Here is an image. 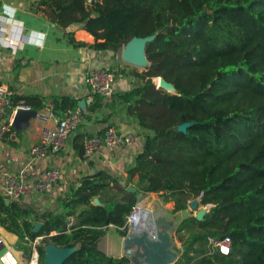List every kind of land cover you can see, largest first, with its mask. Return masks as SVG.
<instances>
[{"label":"trees","instance_id":"1","mask_svg":"<svg viewBox=\"0 0 264 264\" xmlns=\"http://www.w3.org/2000/svg\"><path fill=\"white\" fill-rule=\"evenodd\" d=\"M38 4L75 47L88 44L76 39L73 24L95 37L92 48L114 54L134 37L153 36L143 70L131 65L115 70L117 78H130L131 87L113 98L138 122L143 143L125 182L103 171L82 177L63 199L60 213L6 203L0 193V225L21 239L44 236L37 247L40 264H46L50 243L78 245L61 264H131L127 256L106 254L99 240L110 224L128 235L125 224L138 194L156 192L174 202V212L195 199L209 208L202 220L190 215L180 222L176 236L183 249L174 264H264V0ZM154 77H163L174 91L158 87ZM92 95L91 111L108 102L103 94ZM79 102L63 96L54 109L64 118ZM42 106L33 105L36 110ZM182 124L188 126L180 130ZM76 148L83 154L84 144ZM131 182L136 192L127 190ZM112 184L122 196L95 205L94 198ZM35 221L43 223L37 232ZM225 237L231 239L229 254L213 243Z\"/></svg>","mask_w":264,"mask_h":264},{"label":"crops","instance_id":"2","mask_svg":"<svg viewBox=\"0 0 264 264\" xmlns=\"http://www.w3.org/2000/svg\"><path fill=\"white\" fill-rule=\"evenodd\" d=\"M0 1L2 4L4 2L10 4L18 2V0ZM91 1L87 0V4ZM38 3H36V10H30L31 4L29 7L28 2H25L26 6L16 9L17 20L13 23L20 24L21 22L25 31L34 30L35 38L33 40L36 42L27 43L24 50L16 56H12L8 50L4 51V59L0 61V83L9 85L14 91V97L19 102L28 101L32 104L33 109V105L42 104L43 106L37 110L52 114L48 121L50 125L56 124L63 117L59 111L54 109L57 98L69 96L78 101L85 100L87 105L82 108L80 124L68 138L64 148L48 158L32 159L29 154L30 147L38 142L45 125L44 121L35 116L27 120L23 130L13 133L16 136L11 134L0 138V193L3 195L2 173L6 169L22 172L27 179L32 180L47 168L60 167L63 178L59 185L49 191L16 200L24 208H30L37 212L60 213L63 210V199L80 185L82 177L103 171L125 182L129 176L128 169L134 165L135 157L142 148L143 135L138 122L127 115L122 102L113 96L106 98L107 103L111 101L114 103L112 107L107 106L106 103L94 111L87 108L94 101L92 92L85 81L87 71L91 68L100 67L116 70L130 64L120 61L118 53L114 54L110 51H99L92 48L90 45L95 42V37L83 29L81 24H73L71 29L75 31L77 40L85 41L88 45L75 47L63 36L64 30L58 31L48 25L47 22L50 19L45 15L42 8H39ZM24 57L28 59V63L22 65L20 61ZM130 87L131 80L129 77L117 78L116 93ZM109 126H113L123 133H135L139 137V141L129 146H102L91 160L84 159L83 154H80L76 148L77 145L84 144L86 138ZM10 137L13 143L9 140ZM137 179L138 176H135L133 182ZM130 185L132 186L133 183L131 182ZM121 196V189L112 184L111 188L104 191L100 197L94 198L93 203L100 205L109 199L120 198ZM137 203L149 210L151 214L149 221L151 216L160 210H163L170 217L178 215V212H174V202H166L163 196L156 192L138 194ZM191 215H194L193 211H191ZM72 220L75 222L76 218L73 217ZM36 222L39 221H35L34 224ZM146 223L148 220H143L141 225ZM124 237L118 233L114 224H110L107 227V233L99 240V248L108 255L123 257L125 256ZM0 240L5 243L4 249H0V264H28L32 259L38 258L39 260L38 250L34 252L28 247L25 239L7 231L1 225ZM173 241L175 245V236ZM25 248L30 250L29 255L31 257L29 260L25 256ZM3 254L8 255L7 262L1 259Z\"/></svg>","mask_w":264,"mask_h":264},{"label":"built area","instance_id":"3","mask_svg":"<svg viewBox=\"0 0 264 264\" xmlns=\"http://www.w3.org/2000/svg\"><path fill=\"white\" fill-rule=\"evenodd\" d=\"M5 5L11 7L10 3L2 4V13L0 14V61L4 59V51L8 50L12 56H16L20 51L24 50L25 45L33 40L35 31H25L23 24L13 23L17 20L16 9L13 16L9 17L5 13ZM12 8V7H11ZM11 21V22H9ZM10 23V24H9ZM13 23V24H11ZM44 33V32H42ZM45 34V33H44ZM21 64L28 63L27 58H21ZM85 81L92 93L103 94L106 98H111L117 91V77L115 70L111 68H91L85 75ZM158 85V84H157ZM14 91L5 84L0 83V138L9 136L16 132L13 126V120L18 110H32V106L25 102L14 104ZM52 114L38 111L36 118L45 122L42 128L40 138L37 143L29 149L32 159H45L50 155L60 152L68 140V138L77 130L81 118L82 107L70 110L68 114L59 119L56 124L50 125L48 121ZM139 141V137L132 132L123 133L115 127L109 126L84 141L83 157L91 160L96 152L102 147H121L129 146ZM63 178V172L60 167H50L45 169L35 179H27L22 172H15L6 169L2 173V192L5 200L9 202L19 200L37 193L49 191L59 185ZM149 210L139 203H136L129 215L125 227L128 234L135 231L137 227H141L143 220L149 221ZM70 221V225H72ZM44 236L36 237L34 240L28 236L25 242L34 252L38 249ZM214 245L223 254H229L231 248L230 237H225L221 241H213ZM5 243L0 240V249L3 250ZM1 259L7 262L8 255H2ZM28 264H40L38 258L32 259Z\"/></svg>","mask_w":264,"mask_h":264},{"label":"water","instance_id":"4","mask_svg":"<svg viewBox=\"0 0 264 264\" xmlns=\"http://www.w3.org/2000/svg\"><path fill=\"white\" fill-rule=\"evenodd\" d=\"M48 25L54 27L58 31H63V28L54 24L49 20ZM153 39V36L147 37H134L131 39L123 52V58L126 62L133 63L135 65L149 64V60L146 54V45ZM157 78H161V81ZM153 80H157L158 87L172 92L174 86L166 81L163 77H154ZM80 107L85 108L87 103L85 100L79 102ZM38 110H18L14 120L13 126L16 132L23 130L27 120L30 117L36 116ZM188 125L182 124L179 126L180 130H184ZM16 136V134H13ZM129 192H136L137 187L128 186ZM9 203L8 200H5ZM191 211H196L195 216L198 220H202L206 213L209 211L208 206L200 207L197 199L193 200L189 207L182 210L183 218H187L191 215ZM148 215H151L148 212ZM42 222H36L33 228L34 232H37ZM180 226L178 215L168 216L163 210L156 212L151 216V220L145 225L137 227L135 231L126 235L123 240V248L125 256L129 257L132 264H174L179 258L177 250H175L174 236ZM78 248L77 245L73 247H62L55 243H50L46 246V264H61L64 260L72 254ZM27 260L30 259V255H25Z\"/></svg>","mask_w":264,"mask_h":264},{"label":"rangeland","instance_id":"5","mask_svg":"<svg viewBox=\"0 0 264 264\" xmlns=\"http://www.w3.org/2000/svg\"><path fill=\"white\" fill-rule=\"evenodd\" d=\"M39 2V0H18V2H12L10 5H11V7L12 8H14V9H18L19 7H23V6H26V4H25V2H28L29 3V7H30V4H31V8H30V10H36L37 8V6H36V3H38ZM23 2V4H21ZM33 6V7H32ZM33 8V9H32ZM126 45L127 44H125L121 49H120V51L118 52V57H119V60L120 61H124V62H126L125 60H124V58H123V52H124V49H125V47H126ZM126 63H129V62H126ZM130 65H132V66H136V67H138L140 70H143L147 65H148V63H145V64H143V65H135V64H133V63H129ZM156 82H158L157 80H155ZM198 200V199H197ZM199 201V200H198ZM189 207V206H188ZM200 207H204V205H200ZM194 212V215L196 214V211H193ZM178 218H179V222H181L182 221V219H183V215H182V211H180V212H178ZM182 240L178 237V236H176V234H175V245H176V250H177V252H178V254L180 255L181 254V252H182V249H183V245H182Z\"/></svg>","mask_w":264,"mask_h":264},{"label":"clouds","instance_id":"6","mask_svg":"<svg viewBox=\"0 0 264 264\" xmlns=\"http://www.w3.org/2000/svg\"><path fill=\"white\" fill-rule=\"evenodd\" d=\"M5 13H6L9 17H11V16L14 15V13H15V9L9 7L8 5H5ZM9 22H11V21H9Z\"/></svg>","mask_w":264,"mask_h":264},{"label":"bare ground","instance_id":"7","mask_svg":"<svg viewBox=\"0 0 264 264\" xmlns=\"http://www.w3.org/2000/svg\"><path fill=\"white\" fill-rule=\"evenodd\" d=\"M160 81H161V79H160Z\"/></svg>","mask_w":264,"mask_h":264}]
</instances>
